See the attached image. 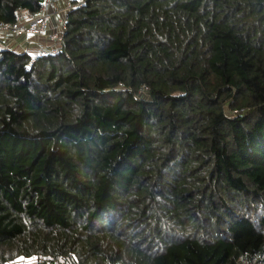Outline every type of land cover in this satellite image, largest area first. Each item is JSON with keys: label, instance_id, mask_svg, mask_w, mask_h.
Listing matches in <instances>:
<instances>
[{"label": "trees", "instance_id": "obj_1", "mask_svg": "<svg viewBox=\"0 0 264 264\" xmlns=\"http://www.w3.org/2000/svg\"><path fill=\"white\" fill-rule=\"evenodd\" d=\"M65 20L57 51L0 43V264H264V0Z\"/></svg>", "mask_w": 264, "mask_h": 264}, {"label": "crops", "instance_id": "obj_2", "mask_svg": "<svg viewBox=\"0 0 264 264\" xmlns=\"http://www.w3.org/2000/svg\"><path fill=\"white\" fill-rule=\"evenodd\" d=\"M80 2L81 0H53L51 7V17L49 18V25L51 31H55L60 34L59 22L66 18L67 4ZM49 32L42 33L40 35L32 33H24L18 35L20 38H14L11 35H4L0 33V43L9 47H13L16 50H27L31 54L47 53L49 51H56L57 43L49 37Z\"/></svg>", "mask_w": 264, "mask_h": 264}, {"label": "built area", "instance_id": "obj_3", "mask_svg": "<svg viewBox=\"0 0 264 264\" xmlns=\"http://www.w3.org/2000/svg\"><path fill=\"white\" fill-rule=\"evenodd\" d=\"M53 0H44V3L38 14L32 15L28 12H20L16 23L12 25H5L0 22V31L6 33H13L16 36L24 33H32L40 35L51 31L49 25V18L51 17V7ZM73 7L72 3L67 4V10ZM66 29L65 18L59 22L60 34L55 31L49 32V37L57 43L56 51L61 46V33Z\"/></svg>", "mask_w": 264, "mask_h": 264}, {"label": "rangeland", "instance_id": "obj_4", "mask_svg": "<svg viewBox=\"0 0 264 264\" xmlns=\"http://www.w3.org/2000/svg\"><path fill=\"white\" fill-rule=\"evenodd\" d=\"M71 3V2H70ZM72 5H73V3H72ZM7 34H9V33H7ZM16 38H20L19 36H15ZM19 51H23V50H19ZM38 53H36V54H32V55H34V56H36ZM25 264H29V263H25Z\"/></svg>", "mask_w": 264, "mask_h": 264}]
</instances>
